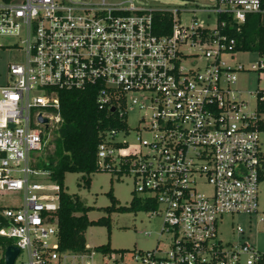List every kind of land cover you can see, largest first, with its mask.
I'll use <instances>...</instances> for the list:
<instances>
[{
	"label": "built area",
	"instance_id": "built-area-1",
	"mask_svg": "<svg viewBox=\"0 0 264 264\" xmlns=\"http://www.w3.org/2000/svg\"><path fill=\"white\" fill-rule=\"evenodd\" d=\"M262 3L216 0L193 10L214 14L210 26L196 15L188 21L179 10L133 1L0 0V35L24 44V60L11 62L0 84V190L23 194L20 204L0 210V237L7 240L0 264H7L9 246L19 249L13 264H94L93 252L61 248L60 186L37 165L46 129L61 120L59 91L87 88L99 108L124 121L105 132L99 165L132 175L134 197L155 203L146 211L168 237L129 260L123 253L119 264H264V250L219 236L226 215L260 212L264 177V90L248 114L232 88L240 72H264V55L250 68L230 64L235 40L222 33L219 15L244 22L264 13ZM155 10L172 14L168 33L155 30ZM132 111L140 114L135 133Z\"/></svg>",
	"mask_w": 264,
	"mask_h": 264
},
{
	"label": "rangeland",
	"instance_id": "rangeland-1",
	"mask_svg": "<svg viewBox=\"0 0 264 264\" xmlns=\"http://www.w3.org/2000/svg\"><path fill=\"white\" fill-rule=\"evenodd\" d=\"M84 1V0H73ZM91 3H99L103 0H85ZM110 3L120 1H133L137 6L148 9L167 8L169 10H179L181 17L190 20L196 15L199 21L209 22L214 26L216 16L208 15L205 12H194L198 6H212L216 0H105ZM187 10V11H184ZM189 10V11H188ZM193 22V20H191ZM22 40L15 35H0V84L5 83L9 78L8 65L11 62H20L24 60ZM259 53L253 51H239L231 59L226 56L230 64L237 61L250 68L253 63L259 59ZM233 89L240 92V98L247 104L245 112L252 114L257 107V90H264V72L259 70H245L238 74V78L232 85ZM140 114L132 111L128 115V124L133 132L139 125ZM61 121H54L46 129V143L39 154V161L44 160L53 154L56 146V139L60 136L59 128ZM48 130V131H47ZM132 133V135L134 134ZM142 136H148V133L142 132ZM262 148L264 150V132L260 133ZM136 145V144H134ZM90 186H85L82 173L69 172L65 178V188L70 194H78L85 205L92 206L94 210L89 212V218L97 220L100 217L108 216L105 210L111 204L108 192L112 189L114 196L118 200V205L130 206L134 197L135 181L132 175L127 173H117L110 170H100L91 175ZM80 183V184H79ZM22 193L16 191L0 190V206L20 204L22 202ZM260 212L255 215L239 213L235 215H226L219 225L220 238L224 242L230 243H250L260 250H264V177L259 185ZM111 217V235L109 237L108 228L105 225H92L86 231L87 248L94 253V264H119L122 261V254L126 253L125 258L129 260L132 253L137 251L150 250L157 244L162 246L167 242L166 234H159L160 219L150 215L149 212L139 211H115L110 214ZM242 227L243 233L237 230ZM151 231V235L145 234ZM160 240V241H158ZM110 241V252H102L97 248L100 245L107 244Z\"/></svg>",
	"mask_w": 264,
	"mask_h": 264
},
{
	"label": "trees",
	"instance_id": "trees-1",
	"mask_svg": "<svg viewBox=\"0 0 264 264\" xmlns=\"http://www.w3.org/2000/svg\"><path fill=\"white\" fill-rule=\"evenodd\" d=\"M9 2L12 0H2ZM264 9V0H262ZM155 30L160 34L171 30L173 16L165 10L153 12ZM219 21L225 25L221 27L222 33L235 40L234 51H253L264 55V13H250L244 22L235 21L231 15H219ZM60 136L56 139L55 151L37 165L50 172L51 181L60 186V205L56 212L59 221V242L63 250L74 252H88L86 231L92 225H105L111 235V217L115 211H146L155 206L153 201L133 197L130 206L118 205L119 202L112 189L108 192L111 204L105 208L108 216L97 220L89 218L92 206L85 205L78 194H70L65 188L66 174L69 172L82 173L85 186L91 184V174L100 170L98 163V147L107 130L121 127L118 115L110 109L99 108L96 102L95 90H60ZM264 109V104L261 105ZM259 128L264 129V121L259 122ZM49 130V129H48ZM47 130V131H48ZM111 171V170H110ZM115 172V171H112ZM80 184V183H79ZM3 207L0 206V210ZM6 239L0 237V244H5ZM98 250L110 252V241L100 245Z\"/></svg>",
	"mask_w": 264,
	"mask_h": 264
},
{
	"label": "water",
	"instance_id": "water-1",
	"mask_svg": "<svg viewBox=\"0 0 264 264\" xmlns=\"http://www.w3.org/2000/svg\"><path fill=\"white\" fill-rule=\"evenodd\" d=\"M114 111L115 109L112 108ZM41 122L47 123L48 119L47 118H40ZM19 253V249L15 246H9L6 250L5 258H6V263L7 264H13L16 256Z\"/></svg>",
	"mask_w": 264,
	"mask_h": 264
}]
</instances>
